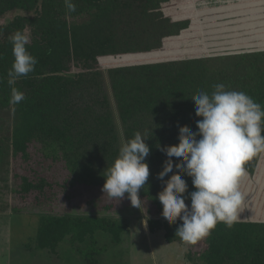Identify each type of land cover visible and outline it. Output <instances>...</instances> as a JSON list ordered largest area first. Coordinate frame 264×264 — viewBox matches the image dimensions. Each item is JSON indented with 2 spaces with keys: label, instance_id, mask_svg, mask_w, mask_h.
<instances>
[{
  "label": "trees",
  "instance_id": "1",
  "mask_svg": "<svg viewBox=\"0 0 264 264\" xmlns=\"http://www.w3.org/2000/svg\"><path fill=\"white\" fill-rule=\"evenodd\" d=\"M196 1L72 0L76 10L69 12L64 0H0V120L8 122L0 138L10 148V172L12 179L19 180L17 193L34 197L37 204L52 199L54 181L31 166L50 158L62 161L70 173L66 183L56 182L61 187L77 183L92 189L104 183L103 170L112 165L121 146L114 110L105 101L109 108L96 110L92 104L80 103V98L87 82L102 91L106 88V70L123 142L137 131L148 137L149 177L139 194L148 201L149 229L163 231L167 243H186L175 236L182 221L170 224L161 214L157 193L164 185L157 174L167 157L157 145L178 143L179 125L197 131L196 121L202 117L195 115L191 97L200 91L211 94L215 84L244 92L264 106V48L208 53L201 25L194 18ZM8 14L15 15L5 20ZM27 28L32 37L26 47L38 63L33 72L9 85L14 59L9 37L17 30L26 34ZM193 40L197 43L190 49ZM13 87L25 96L16 105L9 103ZM101 94L107 99L108 92ZM5 115L10 117L4 119ZM37 153L43 159L31 160ZM263 153L245 163L239 188L242 182L254 185ZM172 159L175 164L176 158ZM17 166L25 171L18 172ZM182 178L188 191H194L191 177ZM245 200L244 195L241 209L248 210ZM185 203L190 206V198ZM156 207L160 215L150 217ZM104 208L118 217L91 211H40L38 247L58 255L68 238L71 243H85L78 248L82 264H98L97 234L107 232L112 243H122L128 224L120 218L130 216L119 215L108 205ZM238 216L231 227L217 223L200 239L204 247L188 251L191 264H264V220L240 211ZM197 243L189 245L193 248Z\"/></svg>",
  "mask_w": 264,
  "mask_h": 264
},
{
  "label": "rangeland",
  "instance_id": "2",
  "mask_svg": "<svg viewBox=\"0 0 264 264\" xmlns=\"http://www.w3.org/2000/svg\"><path fill=\"white\" fill-rule=\"evenodd\" d=\"M240 2L242 0L236 2L199 0L195 2L194 18L201 25L202 43L208 53L218 54L227 51L264 48V38L262 39L264 33H261L264 31V24L257 22L264 18V5H249L247 8L241 9L242 14L238 12L237 15L232 6ZM218 7H225V9L220 8L219 10ZM13 15L15 14H8L5 20L11 19ZM245 17L251 18L247 20ZM26 35L30 40L32 37L30 28L26 29ZM196 43L193 40L188 48L192 49ZM103 75L106 81V88L103 91L108 92L107 99L102 97L103 91L96 87L94 82H87L82 86L85 91L80 98V103L92 104L96 110H106L109 107L104 105V101L110 103L114 110L122 146L124 137L122 129H120L121 122L113 103L106 70H103ZM8 116L5 115L4 119H7ZM7 123H2L0 120L1 136L6 133ZM10 154L6 140L0 138V264H82L83 257L78 248L84 247L85 243H71L66 238L60 246L58 255H51L38 247L37 232L40 211H91L98 215L118 217L115 212L106 210L104 205L111 206V210H116L119 215L127 212L130 216H121L120 218L121 221H126L128 224V230L122 243H112L111 236L107 232L97 234L99 251L96 253V259L98 264H191L187 257L188 251L205 246L200 240L193 248L187 243H167L163 231L152 233L146 218L148 217V201L145 202L139 193L138 195L143 201L141 209L131 205L127 193L120 200L110 199L106 193L102 192L104 183L101 186L91 187L92 189H87L84 185L77 183L72 188L68 186L64 188V183H62L61 187L56 182L65 181L66 183L67 180H70V173L59 159L34 161L35 166L33 163L31 165L42 174H48L50 180L54 181L52 199L37 204L34 197H27L25 194L16 192L19 188V180L12 179L9 167ZM41 154L32 155L31 160H42ZM16 170L20 173L25 171L20 166H17ZM253 180V186L250 184L246 186L243 182L240 184L243 197L245 195L247 198L245 205L248 208V210L241 209L240 213L253 218L261 217L264 220V153ZM65 190L68 193L71 191L72 195L67 197ZM158 212L156 207V210L149 216L158 217L160 215Z\"/></svg>",
  "mask_w": 264,
  "mask_h": 264
},
{
  "label": "clouds",
  "instance_id": "3",
  "mask_svg": "<svg viewBox=\"0 0 264 264\" xmlns=\"http://www.w3.org/2000/svg\"><path fill=\"white\" fill-rule=\"evenodd\" d=\"M64 3L67 11L76 10L72 0ZM9 40L14 59L8 83L13 85L16 78L33 72L38 61L26 47L29 37L25 33L17 30ZM213 88L211 94L200 91L191 97L195 115L202 117L196 121L197 131L179 125L178 143L157 145L167 157L157 174L164 185L157 193L161 214L170 224L182 221L175 236L188 244L208 236L217 223L231 227L237 222L243 200L239 183L245 175L244 165L264 152V106L244 92L226 90L222 83ZM24 99V93L13 87L9 103L16 105ZM147 138L137 131L104 171L102 192L110 199L120 200L127 193L131 205L141 209L143 201L138 193L149 177ZM172 157L176 158L175 164ZM183 175L191 177L194 191H188ZM189 198L190 206L185 203Z\"/></svg>",
  "mask_w": 264,
  "mask_h": 264
},
{
  "label": "crops",
  "instance_id": "4",
  "mask_svg": "<svg viewBox=\"0 0 264 264\" xmlns=\"http://www.w3.org/2000/svg\"><path fill=\"white\" fill-rule=\"evenodd\" d=\"M215 1V0H213ZM222 1H238V0H222ZM257 2V4H255ZM249 5H257V6H263L264 5V0H242V2H240L239 4L233 5L232 9L234 10V13L238 15V12L240 14H242L241 9L247 8V6ZM222 9H225V7H222ZM247 20L250 18L249 17H245ZM258 24H264V18H261L260 20H257ZM250 23V22H249ZM261 33H264V31H262ZM264 37H262L263 39Z\"/></svg>",
  "mask_w": 264,
  "mask_h": 264
}]
</instances>
